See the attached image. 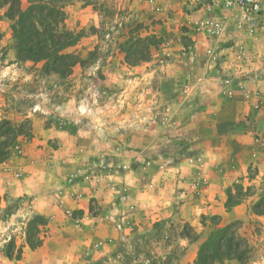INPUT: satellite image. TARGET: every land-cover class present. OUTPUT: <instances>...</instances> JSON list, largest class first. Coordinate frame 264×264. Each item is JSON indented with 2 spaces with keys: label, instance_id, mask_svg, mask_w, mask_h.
Here are the masks:
<instances>
[{
  "label": "rangeland",
  "instance_id": "rangeland-1",
  "mask_svg": "<svg viewBox=\"0 0 264 264\" xmlns=\"http://www.w3.org/2000/svg\"><path fill=\"white\" fill-rule=\"evenodd\" d=\"M20 1L22 8H26L28 0ZM64 1L67 27L85 32V37L72 50L82 58L90 52L93 58L85 66L77 65L66 78L44 74L41 63L15 59L10 23L2 16L5 10H0V121L9 120L18 128L24 127L26 132L13 143L9 158L0 163V264H21L16 260L21 256L19 251L22 254L23 247H29V239L33 244H42L59 231L66 232L59 229L64 227L65 222L76 220L83 213L78 206L68 207L67 200L76 205L83 201L82 206L87 207L89 214H96L99 211L95 194L98 186L126 191L123 181L120 188L113 186L112 176L119 175L124 179L130 175L145 183L147 171L155 162L154 174L165 177L167 169L160 164L163 147L153 150V156L144 157L146 151L143 148L137 150L123 146L121 142L112 141L116 140L113 135L104 134L101 139L104 141L98 143L96 140L101 135L96 130L102 129V125L95 124L98 119L91 120L96 115L121 116L125 111L135 110V106V111L146 107L152 112L157 135L170 119L163 113L166 105H160L162 88L178 99L185 123L190 121L191 111L200 113L207 108L229 112L234 106V111L239 113L232 122L250 138L249 161L244 175L223 188V206L228 210L235 204L248 202L249 213L245 219L230 223L235 224L236 233L249 245V259L245 264H262L264 240L259 239V236L264 237L262 91L255 88L247 94L245 87L242 90L239 88L243 97L229 101L235 91L233 85L227 87L222 83L225 69L218 65V61L209 62L205 46L198 42L205 35L194 27L199 18L196 8L177 5L173 0ZM261 28L260 34L250 38V60L245 64V72L248 71L249 75L257 73L259 79L262 78L261 70H252L251 65L264 59V10ZM130 31L132 34L125 38ZM101 33H105L104 36ZM150 35L155 36V44L152 53L148 54L147 39ZM129 38L128 48L132 47L135 62L127 63L124 54L121 60L114 58L110 52L112 49L119 51V46ZM198 48L200 51L205 49L204 56ZM206 60L213 66L211 76L216 77L214 83L219 85V92L222 90L221 95L215 96L214 103L210 102L211 107H208L209 101L204 96L197 97L196 80L199 77H194L190 71ZM144 62L153 64L154 77L160 82L154 85L133 82L135 77L129 73L130 68ZM161 65H168L169 72L167 69L156 70ZM164 75H169L172 80H159ZM184 84L190 87L186 94L182 91ZM246 108L250 114H245ZM216 120L217 126L223 125L222 119ZM207 121L205 117L199 118L200 127L206 128ZM37 126L43 131H50L46 135L39 133ZM78 126L90 130L88 138L76 136ZM69 136H73V140H69ZM184 145L181 144L176 152L175 162L179 170L182 163L183 169L189 168L190 175L186 172L188 180H183L181 189L189 191L194 200H198V214L182 223L154 221L149 231L133 230L130 223L120 222L115 225L116 235L96 241L98 247L105 243L108 250L104 258L93 264H195L198 247L208 233L215 225H226L219 216L205 210L219 200L210 201L204 193L209 186V173L216 170L207 167L206 160L199 156L201 154L187 151ZM133 152H138L140 157H135ZM39 175L45 177L43 186L34 181ZM47 177L52 181L48 182ZM254 208H259L263 214L255 213ZM102 240L106 241L100 244ZM7 253H11V260L5 257ZM56 254L58 258L62 253L57 250ZM215 264L238 263L223 261Z\"/></svg>",
  "mask_w": 264,
  "mask_h": 264
},
{
  "label": "crops",
  "instance_id": "crops-1",
  "mask_svg": "<svg viewBox=\"0 0 264 264\" xmlns=\"http://www.w3.org/2000/svg\"><path fill=\"white\" fill-rule=\"evenodd\" d=\"M174 2L177 5L196 8L198 10V17L206 14L201 7L197 8L193 5H187L181 3L179 0H173ZM198 42L205 46V49L209 47L215 48L218 56L230 53V49L228 48L232 44V41L227 40L225 36L216 41H210L206 37H203ZM247 42L251 46L252 41L249 39ZM205 49L200 51L198 48L203 56ZM110 53L115 56L114 58L123 60V54L118 50L114 51L112 49ZM152 66L151 62H144L141 65L131 67L129 73L135 77L133 82L140 81L141 83L143 81L144 84L149 83L150 85L160 82L154 77L156 75L153 73L155 70H153ZM251 66L252 70H261L262 78L258 79L255 84L246 81L242 85H244L247 94H251V90L258 88L264 96V59H262V62H257ZM121 67H123V64H121ZM212 67V64L206 60L204 64H198L196 67L190 69L194 77H199L198 79L196 78V95L197 97L204 96L209 101L208 107H211V103H214L216 95L222 94V90L219 92V85L214 83L216 77L211 76ZM169 68L168 65H161L156 67V70L167 69L168 73ZM175 69L177 68L175 67ZM169 78V75H164L159 80L170 82L172 79ZM215 88H217V91H213ZM232 88L235 93L229 101L240 100L243 96L238 91L239 86L234 84ZM161 92L163 95L161 94V98L159 99L160 105H166V108L163 109L165 112L163 113H166L170 119L164 124V127L159 129V134L157 135V127L155 128L152 123V112L146 109V107L144 110L135 111V106V110L130 112L125 111L121 116L107 114L101 117L94 115L95 117L90 118L92 121L98 119V122H95L97 126L98 124L102 125V129L96 130L101 135L100 139H93L98 143L104 141L101 140L104 134L113 135L116 140H111L118 141L117 143L121 142L123 146L137 150L143 148L146 151L144 152V157L153 156V150L159 146L163 147L161 150L164 151L160 155V164L164 165L167 169L165 177L161 178L159 175L154 174L156 168L155 162L150 165L147 171L148 179H146L145 183L138 182V179L130 175L124 177V179L119 175L112 176L111 183H113L114 187L120 188V183L123 181L127 189L121 192L117 189L116 191L112 189L108 190L103 186H98L95 194L98 199L99 211L96 214H89L87 207L82 206L83 201L76 205L73 201L67 200L66 204L68 207L76 208L78 206L82 210V216L76 220L65 222L64 227L59 230L65 229L66 232L59 231V233L48 237L40 247L34 250H31L27 246L23 247V252L20 258L16 260L17 262L21 264H93L95 261L104 258L108 250L107 245H104L105 243L103 242L106 240L100 242V244L104 243L100 247H98L99 245L97 246L96 241L104 237L116 235L115 225L120 222L130 223V227L133 230L137 228L138 231H149L152 229L154 221L182 223L184 220H191V217L198 214V200H194L189 191H182L183 180H188V177L185 176H187L189 168L183 169L182 163L179 170V165L175 162L178 156L176 152L180 150L179 147L183 143L187 151H196L198 154H201L199 156L203 161L206 160L207 167L216 170L209 173V186L206 187L204 193L210 201L212 199L219 200H215L214 204H210L205 209L206 212L219 216L223 224L245 219L246 214L249 213L248 202L235 204L228 210L223 206V202L225 201L223 188L225 189L238 176L244 175L247 162L249 161L248 147L250 138L247 135H243L241 129L232 122L239 116V113L234 111V106L232 108L233 111L229 112L207 108L200 113L191 111L190 121L185 123L183 121L184 111L180 109L178 99L171 97L166 89L163 90L162 88ZM147 97L148 99L150 98V96ZM244 111L245 114H250L247 108ZM201 117H205L208 120L206 128L200 127L199 118ZM216 119H222L223 125L217 126ZM36 128H39V126ZM88 130L84 126H78L76 136L88 138L90 133V130L89 132ZM49 131H43L39 128V133L45 135ZM70 139L73 140V136H69ZM133 154L137 158L140 157L138 152H133ZM221 170L223 172H220ZM188 174L190 175V172ZM36 178L34 181L43 186L42 183L45 181V177L39 175ZM47 180L48 182L52 181L50 177H47ZM146 183L149 187H147L148 185H144ZM82 189L86 191L84 187ZM249 218L252 219L253 217L249 216ZM254 218L258 220L262 219ZM67 235H70L68 239ZM259 239L264 240V237L261 238L259 236ZM61 241H64V244H61ZM57 250L62 253L58 258L56 257Z\"/></svg>",
  "mask_w": 264,
  "mask_h": 264
},
{
  "label": "trees",
  "instance_id": "trees-1",
  "mask_svg": "<svg viewBox=\"0 0 264 264\" xmlns=\"http://www.w3.org/2000/svg\"><path fill=\"white\" fill-rule=\"evenodd\" d=\"M66 4L64 0H28L22 8L20 0H0V10H5L3 18L10 23L12 49L15 59L22 62L42 64L44 74H55L62 78L71 75L75 66H85L93 60L92 53L82 58L74 49L85 37L83 29H69L66 25ZM99 33H97L98 36ZM105 33H101L104 36ZM131 31L126 37L130 36ZM148 54L154 47L155 36L148 37ZM129 38L119 46L125 62H135ZM134 47V45H133ZM9 120L0 121V163L10 156V149L16 139L26 132ZM255 213L263 214L259 208ZM31 250L42 244H33L28 240ZM21 255V251H19ZM250 249L247 241L236 233L234 223L217 226L208 233L198 247L195 264H215L223 261H236L245 264L249 259ZM12 259L11 253L5 255ZM19 259V256L17 257Z\"/></svg>",
  "mask_w": 264,
  "mask_h": 264
},
{
  "label": "built area",
  "instance_id": "built-area-1",
  "mask_svg": "<svg viewBox=\"0 0 264 264\" xmlns=\"http://www.w3.org/2000/svg\"><path fill=\"white\" fill-rule=\"evenodd\" d=\"M179 1L204 9L206 14L194 22L196 31L204 34L210 41H216L224 36L227 40L232 41L228 48L230 49L228 54L218 56L213 47H209L205 51L209 62L218 61L219 66L225 69L222 83L227 87L236 84L241 90L244 89L242 84L246 81L256 83L259 79L258 74L249 75L248 71L245 72L247 68L245 64L250 60V46L247 41L261 33L264 0ZM182 91L184 94L188 93L189 85L184 84Z\"/></svg>",
  "mask_w": 264,
  "mask_h": 264
}]
</instances>
